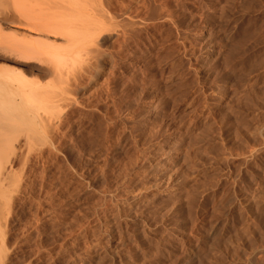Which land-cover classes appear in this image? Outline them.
<instances>
[{
    "label": "rangeland",
    "instance_id": "obj_1",
    "mask_svg": "<svg viewBox=\"0 0 264 264\" xmlns=\"http://www.w3.org/2000/svg\"><path fill=\"white\" fill-rule=\"evenodd\" d=\"M18 1L0 0V107L35 128L0 150V264H264V0ZM65 29L62 76L14 53ZM30 91L69 94L34 113Z\"/></svg>",
    "mask_w": 264,
    "mask_h": 264
},
{
    "label": "bare ground",
    "instance_id": "obj_2",
    "mask_svg": "<svg viewBox=\"0 0 264 264\" xmlns=\"http://www.w3.org/2000/svg\"><path fill=\"white\" fill-rule=\"evenodd\" d=\"M19 1H20V3H19ZM18 2H13L14 3V5L17 3L18 4V6H20V7H18L19 9H22V7H23V5L21 4V1H23V0H19ZM37 1V0H36ZM36 1H34L35 3H36ZM40 1V0H39ZM46 1V0H45ZM45 1L43 2V3H45ZM64 1V0H63ZM73 1V0H72ZM4 2H8V0H4ZM24 2V1H23ZM28 2H29V4L31 3L30 2V0H28ZM33 2V1H32ZM41 2H42V0H41ZM52 2V1H51ZM58 2V1H57ZM62 2V1H61ZM75 2V1H74ZM73 2V3H74ZM79 2V1H78ZM40 3V2H39ZM46 3H47V1H46ZM49 3V2H48ZM47 3V4H48ZM67 2H65V4H66ZM21 4V5H20ZM23 4H25V3H23ZM29 4H26V6L28 5L29 6ZM51 4V3H50ZM57 4H60V3H57ZM10 5H11V7H12V4H10V1H9V3L6 5V7L8 6L9 7V9H10ZM31 5V4H30ZM41 5V4H40ZM61 5V4H60ZM64 5V4H63ZM27 6V7H28ZM31 6H33V5H31ZM36 6H37V4H36ZM48 5H46V6H43L42 5V7L44 8V7H47ZM77 6V5H76ZM5 7V3H3V8ZM16 7V9H17V5L15 6ZM42 7H38V9L40 8H42ZM49 7H50V5H49ZM65 7V6H64ZM34 8V7H33ZM42 8V10H44ZM51 8V7H50ZM5 9V8H4ZM8 9V8H7ZM8 9V10H9ZM12 9V8H11ZM46 9V8H45ZM52 9H53V6H52V8H51V10L47 7V9L46 10H49V11H52ZM55 9H56V7H55ZM58 9V8H57ZM56 9V10H57ZM6 10V9H5ZM8 10H6V11H4V13L6 12L7 14H8ZM13 10V9H12ZM63 10V9H62ZM40 11V10H39ZM64 11V10H63ZM66 11H68V10H66ZM71 11V10H70ZM74 10H72L71 12H73ZM76 11V10H75ZM9 12H12L11 10L9 11ZM14 12V11H13ZM17 12V11H16ZM19 12H22V11H18V14H16V15H18L19 16V18L21 19L22 18V14L21 13H19ZM33 12V11H32ZM60 12V11H59ZM70 12V14H73V13H71ZM4 13H2V15L4 14ZM6 13L4 14V16L6 15ZM23 13V12H22ZM41 13L43 14V11H41ZM41 13H39L40 14V16H42L41 15ZM61 13V12H60ZM69 13V11L68 12H66V14H68ZM11 14V13H10ZM9 14V15H10ZM14 15L12 16V18H16V15H15V12L13 13ZM20 14L22 15V16H20ZM33 14V13H32ZM47 13L45 12L44 13V15H46ZM49 14V13H48ZM47 14V15H48ZM56 14V11H54L53 10V12L50 14V18L52 19V17H53V15L55 16V17H57V19L55 20V22H53V24L55 23V25H56V22L58 23H61L58 19H59V15L58 16H56L55 15ZM57 14H59V13H57ZM78 14V13H77ZM43 15V16H44ZM65 15V14H64ZM63 15V16H64ZM76 15V14H75ZM1 16V15H0ZM15 16V17H14ZM6 17H8V16H6ZM33 17V16H32ZM46 17V16H45ZM68 17V16H67ZM66 17V18H67ZM71 17V16H70ZM19 18H18V20H19ZM48 18V17H47ZM50 18H49V21H47V22H45V20L43 21V22H45V23H49V22H51V20H50ZM9 19L11 20V17H9ZM9 19H7V20H9ZM44 19V18H43ZM46 19V18H45ZM68 19H69V17H68ZM95 19V18H94ZM9 20V21H10ZM14 21L15 23L17 22H19V21ZM22 20H24V17H23V19ZM32 20V19H31ZM42 20V19H41ZM47 20V19H46ZM61 20V19H60ZM63 20V19H62ZM61 20V21H62ZM70 20H72V19H70ZM76 20V19H75ZM79 20V19H78ZM25 21V20H24ZM33 21V20H32ZM90 22V21H89ZM16 23V24H17ZM20 23V22H19ZM23 22H21V24H22ZM27 24L29 23V22H26ZM25 23V24H26ZM58 23V24H59ZM94 23V22H93ZM93 23H91L90 22V24H92V25H90L89 27L86 25V23H85V25H83L84 26V28L86 27L87 28V31L91 28L92 29V27H94V25H97V27H98V23H94V25H93ZM21 24H19V26L21 25ZM30 24H31V22H30ZM30 24H29V26L27 27V28H30L31 29V26H30ZM34 23H32V25H33ZM51 24V28L52 27H54V25L52 24V23H50ZM64 24V23H63ZM70 23H68L67 24V26H69V27H67L68 29L70 28V25H69ZM43 25H45V24H43ZM61 25V24H60ZM59 25V26H60ZM0 26H1V24H0ZM24 26V25H23ZM27 26V25H26ZM48 26H49V24H48ZM65 26V25H64ZM92 26V27H91ZM4 27V26H3ZM50 27V26H49ZM49 27L47 28V25H45L44 26V28L46 29V30H49ZM6 28V27H5ZM32 28H33V26H32ZM56 29H58L57 27H55ZM54 28V29H55ZM61 28H62V26H61ZM89 28V29H88ZM12 29V28H11ZM80 29H81V27H80ZM90 29V30H91ZM97 29V28H96ZM10 30V29H9ZM8 30V31H9ZM12 30H15V29H12ZM28 30V29H27ZM46 30H44V32L46 31ZM53 30V29H52ZM67 29H65V34L67 33V34H69V35H67V37H66V41H64V42H66L67 43V46L64 48V46L63 47H61L60 46V48H62L61 50L59 49V51H57V52H52V51H50V50H48L49 48V46H48V43L46 44V43H44V42H48V40L47 41H45V39L43 40V39H40L39 38V36H34L35 38H34V40H35V44H30V42H27V40L24 42V44H26V45H22L21 46V43H22V40H24L25 39V37H24V39H21V37L20 38H18L17 37V39H18V42L17 43H19L20 41H21V43H20V45L18 44V45H15V44H13L12 43V39H10L11 38V33H10V36H9V33H7L6 31V35L4 36V37H6L7 36V34H8V36H7V39L6 40H8L9 41V43L7 44V45H11V43H12V45H15L14 46V49H15V51H14V53H16V51L18 52V51H20L21 52V50H22V52L24 51V54L23 53H20L21 55L23 54L24 56H22L23 58H25L26 60L28 59V60H30V59H36L37 61L39 60V61H41L42 62V60H46V59H48V61H47V63L49 62L50 63V65H52L53 64V67H51V68H53V69H55L54 70V74H56V75H54V76H62V74H63V72H62V70L60 69V67L61 66H63V65H66V64H68V63H72L73 64V62L72 61H74L75 60V57H78V55L76 54V51L75 50H73L74 49V45L76 46V43L74 44L73 43V41L75 40L76 41V39H75V37L73 38V36L74 35H76L75 33H77V31L76 32H73V31H75V29H71V30H67ZM3 31V30H2ZM11 31V30H10ZM9 31V32H10ZM17 31H20V30H17ZM29 31V30H28ZM59 34H60V36L62 35V33H64V32H62V31H58V30H56ZM56 31H54L53 33L55 34V36H58V33H56ZM72 33H71V32ZM87 31L85 32V35L87 34ZM47 32V31H46ZM50 32V31H49ZM82 32H83V30H82ZM17 33V32H16ZM29 33V32H28ZM53 33H51V34H53ZM74 33V34H73ZM78 33H79V31H78ZM88 33H89V31H88ZM29 34H31V33H29ZM47 34H49V33H47ZM71 34V35H70ZM17 35V34H16ZM83 35H84V33H83ZM89 35V34H88ZM32 36V35H31ZM65 36V35H64ZM63 36V37H64ZM71 37L72 39H74L73 41H72V39L71 38H69V37ZM3 37V38H4ZM29 37V36H28ZM49 37V36H48ZM80 37H82V35L80 36ZM90 37V36H89ZM27 38V37H26ZM30 38H33V37H30ZM29 38V39H30ZM38 38H39V40H38ZM47 38V37H46ZM20 39V40H19ZM48 39H50V38H48ZM5 40V39H4ZM6 40H5V42H6ZM43 40V41H42ZM52 41L54 40V39H51ZM60 40V39H59ZM64 40H65V38H64ZM70 40V41H69ZM10 41H11V43H10ZM39 41V42H38ZM72 41V42H71ZM89 41H90V39H89ZM95 42V41H94ZM61 43V42H60ZM68 43H69V46H68ZM72 43V44H71ZM28 44H30V45H28ZM58 44V46H59V43H57ZM61 44H63V43H61ZM74 44V45H73ZM70 45H73V46H70ZM77 45H78V43H77ZM95 45V44H94ZM25 46H26V48H25ZM22 49H21V48ZM28 47V48H27ZM17 48V49H16ZM19 48V49H18ZM24 48V49H23ZM4 49H7V48H4ZM4 49H1V50H3L2 52H4ZM26 50V51H25ZM5 52H6V50H5ZM10 52V51H9ZM27 52V53H26ZM19 53V52H18ZM78 53V52H77ZM19 54V55H20ZM15 56H18V55H15ZM44 57V58H43ZM24 59V60H25ZM44 60V61H45ZM38 61V62H39ZM76 61V60H75ZM37 62V63H38ZM6 63V62H5ZM52 63V64H51ZM7 64L8 63H6L4 66L1 64L0 65V88H2L4 85H5V87H6V85H9L11 82H13V80H12V76H11V73L13 72L12 70H9L8 68H7ZM43 64V62L41 63V65ZM89 64V63H88ZM3 66V67H2ZM8 66H11L10 64L8 65ZM39 66V65H38ZM83 66V65H82ZM81 66V67H82ZM11 67H13V66H11ZM20 67V66H19ZM40 67V66H39ZM46 68H48L47 66H45ZM16 68L17 67H13L12 69H15L16 70ZM43 68H44V66H43ZM50 68V67H49ZM48 68V69H49ZM83 68V67H82ZM87 68V67H86ZM47 69V70H48ZM73 69V68H72ZM17 70H18V68H17ZM16 70V71H17ZM24 70V69H23ZM31 70H33V69H31ZM50 70H52V69H49V71H47V72H50V75L52 74V72L53 71H50ZM77 70V69H76ZM10 71H11V73H10ZM18 71H20V69L18 70ZM46 71V70H45ZM75 71V70H74ZM25 72H26V70H25ZM17 73H19V72H16V74ZM21 73H23V71L21 72ZM20 73V74H21ZM31 73V75H34V74H32V71L30 72ZM29 73V74H30ZM39 72H37V74H38ZM77 73V72H76ZM25 74V73H24ZM27 74V73H26ZM18 75V74H17ZM36 75V74H35ZM40 75V74H39ZM81 75V74H80ZM24 75L22 74V75H19L18 77L19 78H21V79H19L18 77H14V80H15V83L17 82V80L19 81V83H20V81H22L23 82V80H24V83H23V87L25 86L24 84H29V80L30 79H25L24 77H23ZM38 77V76H37ZM17 78V79H16ZM22 78H23V80H22ZM29 78V77H28ZM31 78H33V76H31ZM39 78V77H38ZM57 78V77H56ZM37 79V78H36ZM55 79V78H54ZM28 80V82L26 83V81ZM39 79H37V80H34V82L35 81H38ZM57 80V79H56ZM40 81V80H39ZM55 81V80H54ZM63 81V80H62ZM21 82V83H22ZM33 82V81H32ZM61 82V81H60ZM40 83V82H39ZM38 83V84H39ZM56 83H58V81H56ZM64 83H67V82H64ZM13 84V83H12ZM30 85H32V84H30ZM60 85V84H59ZM67 84H65L64 85V87H62V88H66L65 86H66ZM61 86V85H60ZM18 87V86H17ZM40 87V86H39ZM50 87H53V86H50ZM26 88V87H25ZM3 89V88H2ZM19 89L20 88H18V90L17 91H19ZM54 90V88H50V90H48V91H43V93H48V92H51V90ZM14 91H15V89H13ZM67 90H68V87H67ZM72 90V89H71ZM23 91V90H22ZM21 91V92H22ZM20 92V91H19ZM20 92V93H21ZM34 92H36V91H30V92H28L26 95L27 96H32V94H34ZM42 92V91H41ZM54 92V91H53ZM56 92V91H55ZM69 92V91H68ZM7 91H6V94L5 95H7ZM12 92H10V94H11ZM31 93V94H30ZM59 93V92H58ZM57 93V94H58ZM64 93V92H63ZM62 93V94H63ZM2 94V93H1ZM4 94V93H3ZM22 94V93H21ZM28 94H30V95H28ZM36 94H39V92H36L35 94H34V96H35V98H31V96L30 97H27L26 96V99L25 100H23V101H26L27 102V107L30 109L31 108V111H33L34 113H35V109H39L40 107H45V109L47 110V107L49 106V108L51 109H53V106H55V105H60L61 104V102H63V101H65L66 100V96L69 94H67L66 93V96L64 95V96H62L61 95V93H59V96L58 95H56L57 97H55V95H53L52 94V97H50L51 95H45L44 97H42V96H37ZM50 94V93H49ZM65 94V93H64ZM11 95H13V94H11ZM18 95V94H17ZM20 95V94H19ZM61 95V96H60ZM3 96V95H2ZM23 95H20V97H22ZM4 97V96H3ZM24 97V96H23ZM55 97V98H54ZM68 97V96H67ZM69 97H72V96H70L69 95ZM4 99H5V97H4ZM11 99V98H10ZM72 100V99H71ZM10 101V100H9ZM8 101V102H9ZM69 101V100H68ZM7 102V103H8ZM12 102V101H11ZM10 103V102H9ZM64 103V102H63ZM66 103V102H65ZM11 104V103H10ZM21 104V103H20ZM1 105V104H0ZM5 105V104H4ZM12 106H13V109L11 110V111H13L14 110V112L12 113L10 110H6V108L5 109H1V107H0V150H1V148L3 149V147H4V144H6L5 143V141L6 142H8V140H10L11 139V135H13L15 132H17L18 131V133L20 132V131H24V132H22V133H25V130L28 128V130H34V128H35V126L34 125H32L33 123H34V120L33 119H30V117L29 116H27V115H25L26 114V112H24V111H22L21 109V112H19L20 110H19V107L20 106H18V105H15V104H13L12 103ZM63 106H64V104H63ZM8 108H10L9 106H8ZM7 108V109H8ZM18 109V110H17ZM33 109V110H32ZM41 110H44V109H41ZM9 111H10V113H12L11 114V116H10V114H9ZM50 111V110H49ZM48 111V112H49ZM44 113H45V111H43ZM23 113V114H22ZM32 113V112H31ZM36 113H37V111H36ZM41 113V112H40ZM49 114H51V113H49ZM41 115V114H40ZM45 115H47V114H45ZM38 116V115H37ZM42 117V116H41ZM39 118V120H40V116L38 117ZM44 118H42V120H43ZM45 120H47V119H45ZM58 120V119H57ZM50 121V120H49ZM44 122V121H43ZM30 123H31V125H30ZM49 122H47V124H48ZM52 124V123H51ZM57 125V124H56ZM53 127H54V124H53ZM52 127V125L50 126V129L51 128H53ZM47 129V128H46ZM27 130V131H28ZM48 130H49V128H48ZM51 131V130H50ZM29 132V131H28ZM18 133H16L15 134V136L18 134ZM21 133V132H20ZM30 133V132H29ZM51 134V133H50ZM49 134V135H50ZM19 136H20V134H18ZM22 135V134H21ZM30 135H32L33 136V134H30ZM37 135V134H36ZM26 136V135H25ZM31 136V137H32ZM35 136V135H34ZM27 137V138H26ZM25 137V140H24V138H23V141L25 142L27 139H28V137L29 136H26ZM15 139H16V141H17V139H18V136H17V138L16 137H14ZM20 138V137H19ZM19 140V139H18ZM29 140V139H28ZM30 140H32V138L30 139ZM12 141H13V139H12ZM15 141V140H14ZM13 141V142H14ZM48 141V140H47ZM1 142H2V145H1ZM11 142V141H10ZM9 142V143H10ZM49 142V141H48ZM4 143V144H3ZM7 145V144H6ZM5 145V146H6ZM14 144H12V146L11 147H9V149L11 148H16V147H14L13 146ZM3 146V147H2ZM15 146H16V144H15ZM20 149H21V147H20ZM19 149V150H20ZM18 150V151H19ZM16 151H17V149H16ZM13 152H15V149H13ZM2 154V153H1ZM1 154H0V183H1V180L3 179V178H5V177H7L8 175H10L11 173V169H12V163H14V162H12V161H8V162H3V158L1 157ZM9 157V156H8ZM15 159H17V158H15ZM3 163H5V164H3ZM16 164V163H15ZM15 166V165H14ZM16 167V166H15ZM12 173H13V171H12ZM15 176V175H14ZM13 177V176H12ZM11 177V178H12ZM9 178V177H8ZM7 178V179H8ZM9 180V179H8ZM6 184V183H5ZM4 184V185H5ZM9 185V184H8ZM6 186V185H5ZM10 187H13V185L12 186H10ZM17 190V189H16ZM12 194V193H11ZM11 194H9V197L11 196ZM6 195V194H5ZM8 196V195H7ZM2 228V227H1ZM1 244H2V241H1ZM1 252V251H0ZM1 254H2V252H1ZM3 255V254H2ZM3 257H4V255H3ZM1 258V257H0ZM6 259V258H5ZM4 259V260H5ZM2 261V260H1ZM2 264H4L3 262H2Z\"/></svg>",
    "mask_w": 264,
    "mask_h": 264
}]
</instances>
